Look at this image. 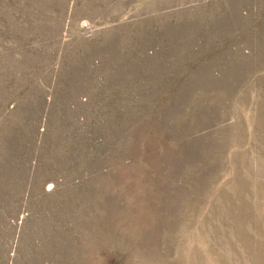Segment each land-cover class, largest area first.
<instances>
[{"label": "rangeland", "instance_id": "rangeland-1", "mask_svg": "<svg viewBox=\"0 0 264 264\" xmlns=\"http://www.w3.org/2000/svg\"><path fill=\"white\" fill-rule=\"evenodd\" d=\"M0 264H264V0H0Z\"/></svg>", "mask_w": 264, "mask_h": 264}]
</instances>
